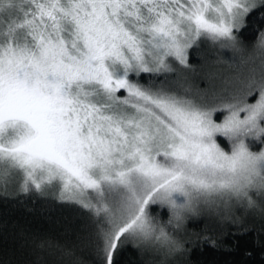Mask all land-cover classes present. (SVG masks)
Segmentation results:
<instances>
[{"label": "snow or ice", "instance_id": "snow-or-ice-1", "mask_svg": "<svg viewBox=\"0 0 264 264\" xmlns=\"http://www.w3.org/2000/svg\"><path fill=\"white\" fill-rule=\"evenodd\" d=\"M255 12L264 0H0V183L18 176L93 213L96 264H117L130 240L178 249L168 229L201 204L255 208L264 31L260 71L211 97L140 83L190 69L201 41L234 62L224 53L246 52Z\"/></svg>", "mask_w": 264, "mask_h": 264}, {"label": "trees", "instance_id": "trees-1", "mask_svg": "<svg viewBox=\"0 0 264 264\" xmlns=\"http://www.w3.org/2000/svg\"><path fill=\"white\" fill-rule=\"evenodd\" d=\"M262 16L255 12L248 17L239 33L247 49L245 57L233 56L230 64L258 61L253 45L264 31ZM218 45L201 41L189 50L195 74L203 75L210 64L225 62ZM165 79L163 74L145 75L140 83L157 88L165 85ZM197 86L204 88L205 84ZM20 184L18 176L0 183V264H96L91 242L94 214L79 204L62 202L57 189L24 192ZM254 199L255 208L236 211L226 219L191 214L179 229H168L180 245L172 251L152 241L130 240L117 256V264H264V199ZM160 211L167 220V213Z\"/></svg>", "mask_w": 264, "mask_h": 264}, {"label": "rangeland", "instance_id": "rangeland-1", "mask_svg": "<svg viewBox=\"0 0 264 264\" xmlns=\"http://www.w3.org/2000/svg\"><path fill=\"white\" fill-rule=\"evenodd\" d=\"M217 48L219 52H221L220 45H218ZM255 53L257 54L256 50ZM229 54H231L232 56L243 55V53L239 52H232L228 53L227 55ZM244 57L245 56L243 55L242 58L244 59ZM254 70L256 72L260 71V56L257 62L253 61L249 65L244 63L230 64L224 62L223 60H220L217 63H213L207 66V69H205L203 75H199L198 73L195 74V70H193V68L185 69L176 66L175 72L163 74L164 76H166V79L163 83L165 85H160L157 88L162 87L174 91L179 95L188 96L199 101L202 97H211L214 93H220L224 91L225 89L230 87L229 81L235 79L238 76H246ZM199 82L200 84H205V87L199 88L197 86ZM54 189L55 188H51V190ZM248 209L249 208L246 205H240L233 201L230 206H225L222 203L219 205L213 204L210 206L201 204L195 213H199V215L202 214L203 216L211 214L213 217H216L218 219H226L227 217H233L236 211H247ZM135 241L138 242V240Z\"/></svg>", "mask_w": 264, "mask_h": 264}]
</instances>
